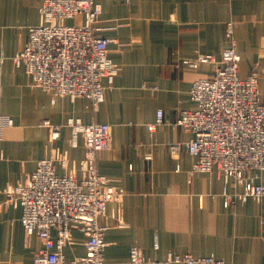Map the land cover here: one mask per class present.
Returning <instances> with one entry per match:
<instances>
[{"label":"crops","instance_id":"obj_1","mask_svg":"<svg viewBox=\"0 0 264 264\" xmlns=\"http://www.w3.org/2000/svg\"><path fill=\"white\" fill-rule=\"evenodd\" d=\"M97 1L102 13L96 25L113 40L109 56L119 72L113 84L105 82V100L95 106L86 97L53 102L50 93L32 85L13 58L25 47L29 26L40 22L42 0H0V55L6 57L0 68V114L13 119L0 144V264H34L44 248L39 236L26 233L22 208L8 200L7 189L25 181L45 157L55 159L61 174L85 175L84 139L80 135L72 144L69 118L111 125L110 145L94 161L99 173L125 192L108 203L100 221L106 226L105 264H129L133 247L150 260L176 253L264 264V196L237 199L244 188L233 177L217 169L193 172L195 156L170 150L171 144L192 138L176 124L179 111L197 107L191 85L212 77L216 67L210 62L193 69L182 61L199 54L220 60L229 46L228 23L239 73H258L264 102V0ZM160 109L165 120L150 130ZM46 121L61 127L58 139H52ZM251 173L264 186V171ZM227 194L234 199L229 204ZM87 239L73 228L60 264L84 256Z\"/></svg>","mask_w":264,"mask_h":264},{"label":"built area","instance_id":"obj_2","mask_svg":"<svg viewBox=\"0 0 264 264\" xmlns=\"http://www.w3.org/2000/svg\"><path fill=\"white\" fill-rule=\"evenodd\" d=\"M102 13L97 0H42L41 19L29 26L25 47L14 56L17 66H23L32 80L52 96L86 97L95 106L104 102L107 81L113 84L119 66L109 56L112 39L101 35L96 25ZM80 19L68 24L67 20ZM226 37L229 46L221 59L212 54H199L182 63L197 69L200 64H216L212 77L196 79L190 88L194 109H180L177 125L190 131L191 139L170 145L172 154L181 149L196 157L193 172L217 169L233 177L243 186L239 199H260L264 186L256 183L253 170L264 171V102L261 99L259 76L247 77L239 73L240 56L232 23H228ZM6 60L0 55V68ZM163 110L157 111L154 130L163 123ZM13 119L0 114V144L4 124ZM51 126L54 139L60 137V126ZM72 144L82 135L87 156L81 166L82 178L72 172L57 171L53 157L40 160L37 168L23 182L7 189L8 200L22 208L21 222L27 234H36L44 248L36 255L34 264H60L62 249L69 242L73 228L88 235L86 254L71 264H105L106 226L100 221L107 215L108 203L124 195V189L99 173L94 156L107 149L111 141V125L85 123L69 118ZM62 164L66 160L62 159ZM56 233V237L53 233ZM158 242H155V248ZM230 264L214 256L169 253L164 260H150L138 247L130 252L129 264Z\"/></svg>","mask_w":264,"mask_h":264},{"label":"rangeland","instance_id":"obj_3","mask_svg":"<svg viewBox=\"0 0 264 264\" xmlns=\"http://www.w3.org/2000/svg\"><path fill=\"white\" fill-rule=\"evenodd\" d=\"M68 24H71V23H80V19H75L74 21L73 20H67L66 21ZM5 126L3 127V140H4V133H5V129L6 128H8V127H11V126H13V122H12V124H4ZM53 133H54V131H52V133H51V137H52V139L53 140H56V139H54V137H53ZM2 140V141H3ZM1 141V142H2ZM45 158H50V157H45ZM44 159V158H43ZM42 160V159H41ZM83 161V160H82ZM39 162H40V160L38 161V164H39ZM82 163V162H81ZM32 173V172H31ZM74 174V173H73ZM76 175V174H75ZM77 176V175H76ZM28 177H29V175H28ZM240 195V194H239ZM239 195H237V199H239ZM227 196V204H229L230 202H232V201H234V199H232V198H230L229 197V194H227L226 195ZM242 200V199H241ZM157 239V238H156ZM157 242H158V240H157ZM158 247H159V244H158ZM157 247V248H158ZM173 254H176V253H173ZM181 255H183V254H181ZM192 255V254H191ZM129 259H130V257H129ZM226 261V260H225ZM228 262V261H227ZM229 263V262H228Z\"/></svg>","mask_w":264,"mask_h":264}]
</instances>
